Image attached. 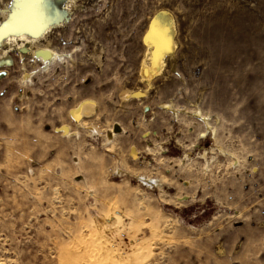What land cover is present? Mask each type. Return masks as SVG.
Listing matches in <instances>:
<instances>
[{
    "label": "rangeland",
    "instance_id": "1",
    "mask_svg": "<svg viewBox=\"0 0 264 264\" xmlns=\"http://www.w3.org/2000/svg\"><path fill=\"white\" fill-rule=\"evenodd\" d=\"M35 7L65 14L0 44V264H98L90 237L115 264H264V0ZM155 16L174 47L149 80Z\"/></svg>",
    "mask_w": 264,
    "mask_h": 264
},
{
    "label": "bare ground",
    "instance_id": "2",
    "mask_svg": "<svg viewBox=\"0 0 264 264\" xmlns=\"http://www.w3.org/2000/svg\"><path fill=\"white\" fill-rule=\"evenodd\" d=\"M38 2H42V4H43V3H47L48 0H38ZM38 2H36V3H38ZM36 3H31L30 0H23L20 9L17 10L16 13H12L11 15L9 14V17L5 18V21L0 26V44L1 45L5 44V45H7V47H11L12 43L13 44L15 43L18 45V42H17L18 40L28 41L30 36L37 38V36L40 33L44 32V30L47 27H49V26L51 27V25H53V24H58L64 18V14H65L64 9H56L53 13L52 19H49L51 21L49 22V20L47 19L49 23L42 24L41 22H39L40 19L37 20V18H36V14H35ZM42 9L43 8H41V10ZM155 19H158V16H155L152 19V21L150 23V27L147 29V31L143 37V41L147 45V53H146V59L144 58V60L141 63L142 64L141 69L144 73V77H147V79L153 77L154 74L159 73V71L161 70V68L163 66L164 56L168 53H171L173 50V47H174V41L172 40L173 28H172L171 19H169L170 23H169V26H168L166 33H163L162 35L161 34L160 35L149 34V30L153 27V22ZM42 20H43V18H42ZM146 37H147V39H146ZM30 40L33 41V38L32 39L30 38ZM3 46H2L1 50L4 49ZM19 46H20L19 48L26 50V48H25L26 45H24L22 42L20 43ZM60 55L61 54L56 53L52 49L44 47L42 49V51L40 52V54H38V59L40 58L42 60V63L43 62L47 63V62L51 61L52 58H54L56 56L59 57ZM10 61H11V57L6 54V51H3L0 54V66H2L4 64L7 65L10 63ZM91 105H92V102H89V100L86 102H82L78 108L73 109L71 111L72 116L75 118V120H79L80 117H82L81 115H83V113L89 112V111H87V109L89 107H91ZM90 109H92V108H90ZM206 122H207V120H206ZM206 125H208V124H206ZM61 129L65 133L68 134V129L66 126L62 127ZM134 153L135 152H132L133 155H135ZM107 220L108 219H106V221ZM89 240L94 242L93 246L90 248V251L93 252V253H91V256L97 260L98 264H115L117 262L118 255H117V252L115 249H113L110 246L104 245V242H102L98 237H94V238L90 237L88 239V241ZM139 249H140L139 247L136 248L137 252L140 251Z\"/></svg>",
    "mask_w": 264,
    "mask_h": 264
},
{
    "label": "snow or ice",
    "instance_id": "3",
    "mask_svg": "<svg viewBox=\"0 0 264 264\" xmlns=\"http://www.w3.org/2000/svg\"><path fill=\"white\" fill-rule=\"evenodd\" d=\"M31 3H36L38 0H30ZM54 11V10H53ZM169 19L167 17H160L155 19L153 22V27L149 30V34H163L167 32L169 26ZM147 39V37H146Z\"/></svg>",
    "mask_w": 264,
    "mask_h": 264
}]
</instances>
